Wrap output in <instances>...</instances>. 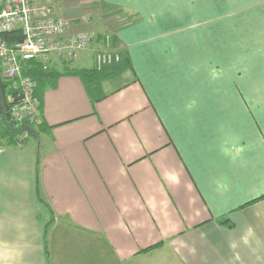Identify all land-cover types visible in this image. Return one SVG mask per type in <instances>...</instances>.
<instances>
[{"label": "crops", "instance_id": "1", "mask_svg": "<svg viewBox=\"0 0 264 264\" xmlns=\"http://www.w3.org/2000/svg\"><path fill=\"white\" fill-rule=\"evenodd\" d=\"M247 1L54 0L95 38L50 54L35 132L0 141V264H264V83L230 74L232 30L264 43Z\"/></svg>", "mask_w": 264, "mask_h": 264}, {"label": "built area", "instance_id": "2", "mask_svg": "<svg viewBox=\"0 0 264 264\" xmlns=\"http://www.w3.org/2000/svg\"><path fill=\"white\" fill-rule=\"evenodd\" d=\"M69 26L70 22L58 15L54 0H0V73L11 84L8 102L17 123H37L40 99L33 78L27 74L31 62L45 65L54 51L60 60H71L77 49L94 40L89 32L68 37ZM111 39L104 36L107 45ZM96 57L99 69L120 59L109 50ZM24 139L25 134L20 135V145Z\"/></svg>", "mask_w": 264, "mask_h": 264}, {"label": "rangeland", "instance_id": "3", "mask_svg": "<svg viewBox=\"0 0 264 264\" xmlns=\"http://www.w3.org/2000/svg\"><path fill=\"white\" fill-rule=\"evenodd\" d=\"M231 2L232 3L229 4V8H230L229 11L231 12L232 15L234 14L240 15L241 13H247L254 6L256 8L260 7V6H257V4L247 3L248 2L247 0L244 3H241L240 0H231ZM215 6H216L215 10L218 11L219 5H215ZM90 13L91 15H87L90 18L88 20H91V18L95 14V12H92V11ZM110 16H113V19L110 20L109 24L105 25L104 29L106 31V35L115 36V33H114L115 30H117L120 26H122L123 23L127 21V18L122 15H118V16L114 15V13H111ZM216 22L218 23V21ZM222 37L223 36H221V38ZM260 37L261 36L256 37V36L246 35V34L237 35L235 34L234 30H232V35L230 36L231 43H232V55H233L232 61H231V67H230V69L232 70V72L230 73L231 77H233L234 79H237L239 75L243 76V74L244 75L246 74L248 75V77H251V79L257 76L258 81L262 79L264 83V43L262 42V39ZM226 39H228V36H226ZM117 51H120V50H117ZM116 54L119 55L120 57L119 61H121L122 56L119 53H116ZM262 86L264 89V84H262ZM38 122H39V118H37L36 124H38ZM1 140L5 141V138L1 137L0 135V141ZM29 140H31V137H29ZM17 143H18V140H17Z\"/></svg>", "mask_w": 264, "mask_h": 264}, {"label": "trees", "instance_id": "4", "mask_svg": "<svg viewBox=\"0 0 264 264\" xmlns=\"http://www.w3.org/2000/svg\"><path fill=\"white\" fill-rule=\"evenodd\" d=\"M122 58H121V62L123 64H128V57L126 56L125 53L118 52ZM117 62H113L111 64H109V67H112L113 65H117L120 64ZM100 70H94V71H85V72H81V73H77L79 75H81V77H84V73L88 74L89 76H93L94 80L97 81L98 77L97 74H99ZM27 74H29L34 82H35V93L37 95V97H40V91H42V89L44 90V87L48 84H50L54 79H56L58 77V73H54L51 72L50 70H48L46 68V66H44L41 63H37V62H31V65L28 67L27 69ZM7 83V100H9L10 95L12 94V87L10 82L4 80ZM20 127L18 129H13L9 123L7 122L6 118L0 114V135L1 137L5 138L7 140V142L12 143V142H17L18 137L22 134H25L27 132H35V125H31L28 124L26 122L19 124ZM260 199H264V195H262L261 197H259L256 200H260ZM255 200V201H256ZM254 202V201H253Z\"/></svg>", "mask_w": 264, "mask_h": 264}, {"label": "water", "instance_id": "5", "mask_svg": "<svg viewBox=\"0 0 264 264\" xmlns=\"http://www.w3.org/2000/svg\"><path fill=\"white\" fill-rule=\"evenodd\" d=\"M7 86V83L3 80L0 73V114L6 118L7 122L13 129H18L20 125L14 120L7 100Z\"/></svg>", "mask_w": 264, "mask_h": 264}]
</instances>
